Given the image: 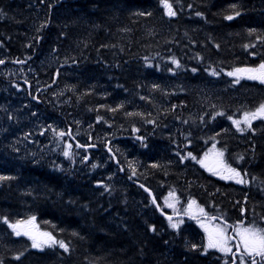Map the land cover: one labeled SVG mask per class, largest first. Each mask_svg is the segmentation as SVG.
Masks as SVG:
<instances>
[{
  "label": "trees",
  "instance_id": "trees-1",
  "mask_svg": "<svg viewBox=\"0 0 264 264\" xmlns=\"http://www.w3.org/2000/svg\"><path fill=\"white\" fill-rule=\"evenodd\" d=\"M170 3L174 17L160 0H0V176L12 178L0 181V218L35 216L69 247L34 249L0 219L3 264H223L200 247L203 228L172 229L139 183L159 204L176 196L173 211L194 200L227 225L264 229V118L244 132L228 119L264 102V83L227 75L264 63V0ZM69 133L110 144L124 173L65 157ZM213 143L246 183L181 160Z\"/></svg>",
  "mask_w": 264,
  "mask_h": 264
},
{
  "label": "snow or ice",
  "instance_id": "snow-or-ice-1",
  "mask_svg": "<svg viewBox=\"0 0 264 264\" xmlns=\"http://www.w3.org/2000/svg\"><path fill=\"white\" fill-rule=\"evenodd\" d=\"M160 4L165 9V12L168 16L174 17L176 16V11L173 9V4L170 3V0H160ZM234 15L240 16V11L236 10V6L233 5ZM140 15H151V13H139ZM197 15H201L200 13H197ZM234 18L233 15H228L226 19L232 20ZM44 27V25H41V28ZM40 29H37L39 31ZM254 29H250L249 33L251 34L254 32ZM247 47V46H245ZM4 63L3 60H0V64ZM173 63L179 67V61L175 60L173 58ZM193 72L196 71L195 68L192 69ZM212 75H218L216 71H213L211 73ZM228 76H235L237 77L236 83H239V79L241 77H247L251 80H259L261 83H264V63H261L259 65V68H235L233 71H230L227 73ZM143 99V97H142ZM120 107H123L121 105ZM115 111V109H113ZM35 115V113H33ZM127 115H142L140 113H127ZM217 115H224L223 112L217 113ZM258 118H264V102H261L255 110L251 111H244L243 116L240 119H233L231 116L228 117V119L232 120V123L235 125L236 130L238 132H244L247 129L252 128V121L256 120ZM9 119H12L11 116H9ZM148 123H155L153 120L147 121ZM242 125L246 127H242ZM51 127V126H49ZM55 132V129H53ZM133 131H139V129L134 128ZM56 135L59 137H63L65 135L64 132H56ZM138 139H143V137H138ZM211 139H215L212 137ZM191 143V141H189ZM146 146V145H145ZM71 147V146H69ZM77 147H80V145H77ZM179 155V153H177ZM63 155L65 157H69L71 154L69 151L65 150L63 152ZM224 151L218 150L216 148V144L213 143L212 148L209 149L208 152L204 153V157L202 159H197L196 156L192 155L191 152L188 153L187 157L181 156V160L187 159L190 157L192 160H196L197 163L201 165V167L206 168L209 172H211L213 175H220L221 179L225 180H235L238 184L246 183V181L242 178L241 172L238 171L235 167H232L231 165L227 164L223 160ZM211 157V158H210ZM87 159V157H85ZM238 159L243 160L244 157L241 155L238 157ZM97 165H93V168H95ZM153 167H158V165H153ZM135 174V173H133ZM244 175H247V173H244ZM12 179L11 177L7 176H0V181L3 180H9ZM105 190H108V186L105 185ZM143 188L144 186L141 185ZM147 191V189H145ZM172 193H169V196H172ZM165 202L169 208L174 209L173 203H168L167 198H165ZM153 203L155 204V199H153ZM196 202L193 200L188 205V210L186 212L187 215H189L192 219H196L197 222L200 224V227L204 229V232L206 234V244L200 246L202 247L203 252L206 254L209 249H215L221 253L224 254L225 258L223 259V264H264V229H259L255 226H248V227H237L234 229L236 233V237H238V243L234 245L239 255H237L236 252H233V248L229 246L230 239H235L236 237L230 238L227 235V227H219L215 225H209L203 222L201 219L202 216H207V213L204 212L203 208H200L199 214L193 212L192 208L193 205ZM159 207V205H157ZM3 223L8 226L12 230V232L17 236H27L29 240H31V247L34 249H40L43 250L45 246H54L59 245L60 248L64 249L65 252L69 251L68 245L63 240H57L51 233L49 232H41L38 227L35 225L34 221L36 219L35 216L29 217L27 220H17L15 222H10L8 217H2ZM169 221V226L179 231L181 225L184 223L183 220H177L176 222H173V217L168 216L167 217ZM210 219L215 220L216 217H211ZM150 230L152 232H156V226L150 225ZM75 235V233H74ZM190 247L192 249H196L198 245L191 244ZM229 254H231L229 256ZM20 255H23L21 253ZM259 258V259H257ZM15 259L19 260L20 256H16ZM0 264H3L2 261H0Z\"/></svg>",
  "mask_w": 264,
  "mask_h": 264
},
{
  "label": "rangeland",
  "instance_id": "rangeland-1",
  "mask_svg": "<svg viewBox=\"0 0 264 264\" xmlns=\"http://www.w3.org/2000/svg\"><path fill=\"white\" fill-rule=\"evenodd\" d=\"M10 72H12L13 71V69H10L9 70ZM243 115H241L238 119H240L241 117H242ZM242 127H245L244 125H242ZM44 138H47V136L45 135V136H43ZM222 151V150H221ZM208 152V151H207ZM223 160L226 162V160H225V155L223 156ZM239 171V170H238ZM176 196H170V197H168L167 198V201H168V203H173L174 205H175V201H176ZM204 223H206V222H204ZM209 225L211 226L212 224H210L209 223ZM215 226H219V225H215ZM240 226H243V227H248V226H253V225H247V224H245V225H240ZM240 226H238V227H240ZM219 227H224L223 225H221V226H219ZM255 227H257V228H259V229H263V228H260V227H258V226H255ZM233 234L234 235H236V233H235V231L233 232ZM238 238V237H237ZM207 242V241H206ZM229 246L230 247H232L233 248V252H235V248L233 247V245H231L230 243H229ZM239 255V254H238Z\"/></svg>",
  "mask_w": 264,
  "mask_h": 264
},
{
  "label": "bare ground",
  "instance_id": "bare-ground-1",
  "mask_svg": "<svg viewBox=\"0 0 264 264\" xmlns=\"http://www.w3.org/2000/svg\"><path fill=\"white\" fill-rule=\"evenodd\" d=\"M65 137V136H64ZM56 139V138H55Z\"/></svg>",
  "mask_w": 264,
  "mask_h": 264
}]
</instances>
